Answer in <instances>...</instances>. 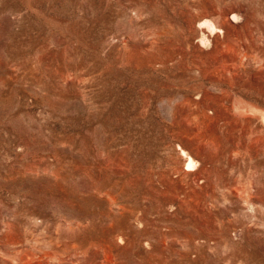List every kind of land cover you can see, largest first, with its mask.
Listing matches in <instances>:
<instances>
[{"label": "rangeland", "instance_id": "obj_1", "mask_svg": "<svg viewBox=\"0 0 264 264\" xmlns=\"http://www.w3.org/2000/svg\"><path fill=\"white\" fill-rule=\"evenodd\" d=\"M0 264H264V0H0Z\"/></svg>", "mask_w": 264, "mask_h": 264}, {"label": "bare ground", "instance_id": "obj_2", "mask_svg": "<svg viewBox=\"0 0 264 264\" xmlns=\"http://www.w3.org/2000/svg\"><path fill=\"white\" fill-rule=\"evenodd\" d=\"M186 166L188 170H194L196 168V165L191 158L188 159V163Z\"/></svg>", "mask_w": 264, "mask_h": 264}]
</instances>
